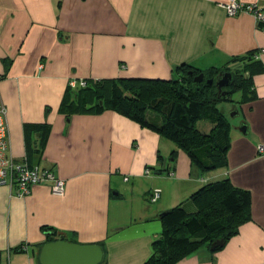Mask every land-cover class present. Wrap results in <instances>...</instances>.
<instances>
[{
    "label": "crops",
    "instance_id": "0c3cea01",
    "mask_svg": "<svg viewBox=\"0 0 264 264\" xmlns=\"http://www.w3.org/2000/svg\"><path fill=\"white\" fill-rule=\"evenodd\" d=\"M227 1L0 0L11 152L66 183L64 196L38 184L22 197L17 185H0V264H40L41 247L61 237L104 244L102 264H145L162 237L160 215L178 204L197 211L191 195L224 177L251 192V220L222 249L203 246L176 264H264V52L244 64L254 70L240 104L249 132L231 126L220 172L204 173L161 133L114 109L96 112L95 100L78 113L62 109L80 89L70 90L72 80L170 78L183 63L203 72L243 66L264 49V32L251 13H227ZM238 1L264 11V0ZM148 117L163 122L155 111ZM154 190L161 195L151 202Z\"/></svg>",
    "mask_w": 264,
    "mask_h": 264
},
{
    "label": "trees",
    "instance_id": "16d2710c",
    "mask_svg": "<svg viewBox=\"0 0 264 264\" xmlns=\"http://www.w3.org/2000/svg\"><path fill=\"white\" fill-rule=\"evenodd\" d=\"M258 52H250L247 61L243 59V66L235 69L228 66L227 69L203 72L183 63L170 78L123 76L96 82L88 80L87 86H79L80 89L75 91L73 102L68 99L64 101L62 109L72 105V112L78 113L87 107L89 100H95L92 109L96 112L114 109L156 130L188 154L204 173L227 167L232 124L217 104L228 101L230 93L240 89L243 93L250 92L254 70H248L244 64L251 60L260 62V59L255 58ZM227 71L232 72L233 77L223 89L228 91V95H222L215 82L221 73ZM201 73H205L204 81L196 82L194 77ZM210 78L214 79L213 85L207 82ZM149 111H155L162 117L160 126L149 120ZM200 122L204 126H199ZM206 123L211 124L207 132L203 130ZM172 155L176 157V151ZM163 171L167 176L173 172L170 169ZM155 191L150 196L151 202ZM190 199L198 206L197 211L188 212L183 204H178L161 217L164 225L162 237L154 241V253L145 264H176L203 246L212 248L216 241L224 239L226 242L251 220V192L235 186L229 177L207 182ZM101 246L105 250L104 244ZM222 248L218 246L213 250Z\"/></svg>",
    "mask_w": 264,
    "mask_h": 264
},
{
    "label": "built area",
    "instance_id": "2783aa9c",
    "mask_svg": "<svg viewBox=\"0 0 264 264\" xmlns=\"http://www.w3.org/2000/svg\"><path fill=\"white\" fill-rule=\"evenodd\" d=\"M224 7L230 15H236L238 12L251 13L256 23H258V27L264 32V11L262 5L257 3L244 4L238 0H229L224 3ZM263 52L264 49L259 50L255 58L261 59ZM87 84L84 79L70 82V86L73 89L77 88V86L85 87ZM258 151L260 154H264V145H260ZM145 173L150 175L152 173L151 168L146 169ZM169 175L172 176L173 172H170ZM38 184L48 186L52 194L56 196L65 195L66 183L53 170L47 167H40L39 165H30L28 162L19 163L14 159L10 149L7 107L0 92V185H9L11 187L17 185L18 195L23 197L29 194L32 187ZM160 195L161 192L156 190L152 200L156 201Z\"/></svg>",
    "mask_w": 264,
    "mask_h": 264
},
{
    "label": "water",
    "instance_id": "95a60500",
    "mask_svg": "<svg viewBox=\"0 0 264 264\" xmlns=\"http://www.w3.org/2000/svg\"><path fill=\"white\" fill-rule=\"evenodd\" d=\"M193 74L192 72H189ZM232 72L227 71L226 73H221L220 77L216 80L219 92L222 95H228V91L223 90L227 87L232 79ZM205 79V73H201L194 77L196 82H203ZM208 84L213 85L214 79L210 78L207 80ZM239 115L238 110H235V114L232 116ZM240 131L248 134L249 128L247 123L243 122L239 127ZM166 211L160 215L163 217ZM225 244L224 239L216 241L212 244L211 249H215L218 246L223 247ZM39 254L40 264H102L105 258V250L98 243L96 244H80L74 241H69L66 239H55L49 240L45 243Z\"/></svg>",
    "mask_w": 264,
    "mask_h": 264
},
{
    "label": "rangeland",
    "instance_id": "374dc122",
    "mask_svg": "<svg viewBox=\"0 0 264 264\" xmlns=\"http://www.w3.org/2000/svg\"><path fill=\"white\" fill-rule=\"evenodd\" d=\"M241 101H242V90L240 89L238 91L230 93L228 101H222L217 104L218 108L221 109V111L225 113L227 118H229L233 127L237 126L239 128L241 124L244 122L243 117L241 115V105H240ZM236 109L238 110L239 115L232 116L233 114H235ZM206 124H209V123H206ZM198 125L201 127L204 126L202 122L198 123ZM207 131H208V128L206 129V132ZM220 169L219 170H208V172L216 173V172H220ZM208 172H205V173H208Z\"/></svg>",
    "mask_w": 264,
    "mask_h": 264
}]
</instances>
